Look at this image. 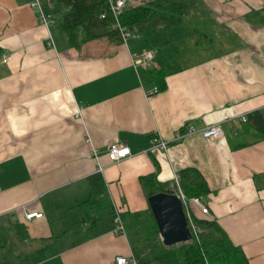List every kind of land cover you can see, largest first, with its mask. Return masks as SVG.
I'll return each mask as SVG.
<instances>
[{"label":"crops","instance_id":"crops-1","mask_svg":"<svg viewBox=\"0 0 264 264\" xmlns=\"http://www.w3.org/2000/svg\"><path fill=\"white\" fill-rule=\"evenodd\" d=\"M32 1L0 0V264H113L132 254L126 228L113 231L115 211H147L140 178L155 174L168 188L184 168L205 180L212 220L249 264H264V138L237 116L221 123L220 139L199 133L264 108L262 1L203 0L209 18L190 45L198 60L172 69L160 56L179 54L169 48L179 37L158 50L138 36L75 47L39 21ZM39 2L52 15L63 9ZM146 50L166 73L163 90L154 68L134 66ZM187 126L195 133L172 141ZM155 134L170 141L166 151H149ZM110 143L131 156L111 162ZM95 174L105 184L101 212L87 206ZM35 211L42 216L25 219Z\"/></svg>","mask_w":264,"mask_h":264},{"label":"trees","instance_id":"trees-1","mask_svg":"<svg viewBox=\"0 0 264 264\" xmlns=\"http://www.w3.org/2000/svg\"><path fill=\"white\" fill-rule=\"evenodd\" d=\"M113 0H47L62 10L53 15L55 25L66 35L69 43L80 47L84 43L108 38L121 42L118 32L112 29L115 18L110 11ZM206 8V11L202 9ZM209 10L203 0H142L138 5L127 6L118 16L120 25L137 34L146 29H167L189 22L197 33ZM201 34V33H200ZM153 77L160 90L166 88V73L154 68ZM248 126L254 128L258 138H264V108L247 114ZM179 186L187 197L205 196L208 186L195 168H184L177 173ZM92 198L87 206L101 212L106 200L105 184L100 174L89 177ZM147 198L169 189L156 179L155 174L140 178ZM137 264H249L242 249L234 245L214 220L193 213V223L199 232H192V239L172 246L163 245L150 208L147 211L120 213ZM139 244V245H138ZM140 246V247H139ZM143 255V257L141 256Z\"/></svg>","mask_w":264,"mask_h":264},{"label":"built area","instance_id":"built-area-1","mask_svg":"<svg viewBox=\"0 0 264 264\" xmlns=\"http://www.w3.org/2000/svg\"><path fill=\"white\" fill-rule=\"evenodd\" d=\"M142 0H113L110 1V11L112 12L115 23L112 24V29L116 30L121 38V42H125L128 38H134L137 35L128 31L127 28L120 25L118 21V16L123 12L127 6L138 5ZM262 1V10L264 12V0ZM31 7L36 8L37 18L43 25L54 24V16L50 13H46L39 2V0H33L30 3ZM155 54L152 50L143 51L141 54L136 55L134 58V66L141 68H155L156 63L154 62ZM7 58L3 56V62H6ZM159 89L154 87L153 92H157ZM238 117L240 121L245 122L247 120L245 115H231L225 116L223 121L213 123L199 130L201 136L205 139H220L223 136V129L221 128V123L228 121L231 118ZM195 133L193 127L187 126L182 131L175 132L172 141L179 140L185 136L192 135ZM170 141L163 139L159 135L155 134L150 141L149 151H166ZM106 155L108 159L117 163L129 156H131V151L126 145H120L116 143H110L106 146ZM169 192L174 193L181 200L184 211L187 217L188 225L190 227L191 233L199 232V228L193 223L192 217L193 213L197 212L198 216H204L208 219H212L209 209L201 196L187 197L179 186L178 176L174 178L173 182L168 187ZM42 216L41 212H30L25 214V219L30 220L32 218H39ZM114 223V233L125 235V225L123 219L118 210L115 211L113 217ZM113 264H137L134 256L132 254L127 256H116L114 258Z\"/></svg>","mask_w":264,"mask_h":264},{"label":"water","instance_id":"water-1","mask_svg":"<svg viewBox=\"0 0 264 264\" xmlns=\"http://www.w3.org/2000/svg\"><path fill=\"white\" fill-rule=\"evenodd\" d=\"M147 201L163 245L172 246L192 239L183 204L176 194L160 191L150 195Z\"/></svg>","mask_w":264,"mask_h":264},{"label":"rangeland","instance_id":"rangeland-1","mask_svg":"<svg viewBox=\"0 0 264 264\" xmlns=\"http://www.w3.org/2000/svg\"><path fill=\"white\" fill-rule=\"evenodd\" d=\"M57 8L59 7L57 6ZM202 9L206 11L205 7H203ZM188 28L191 30V32L195 31V28L193 26H190L189 23H184L183 25L177 26L174 28L175 30H172L173 28L172 29L170 28V30L168 29V30H161V31H158L154 28L146 29V30L137 32L138 38L136 39H138V41L141 42L143 46L152 48L153 50H158L160 48L159 45H161L162 41L165 40V38H170V40L172 41V39L179 37L180 39L175 41L173 44H171V47H169L172 49V47L176 48L177 46L176 49L179 50V54H177V52H173L172 50L169 51L166 49L167 51L165 53L162 52L160 56L163 62L169 64V69L170 68L172 69L178 65L179 66L186 65L187 62H193V60H198V59H192V55L190 54L191 51L194 50V48L197 49V46H194L192 48L190 47V45L196 43L202 37V34L200 33L203 31V27L202 26L196 27L198 28L199 31H197V33H194L192 37L194 42L190 40L191 36H186V33L189 32ZM54 30L57 31L58 35H62V36L64 35V33L62 32L60 28H54ZM167 52H169V54H167ZM131 253L134 256L136 262H138L139 258L137 257L135 252L132 250ZM141 256L143 257V255Z\"/></svg>","mask_w":264,"mask_h":264}]
</instances>
